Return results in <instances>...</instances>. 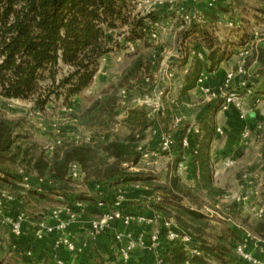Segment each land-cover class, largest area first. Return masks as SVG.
Instances as JSON below:
<instances>
[{"label": "trees", "instance_id": "obj_1", "mask_svg": "<svg viewBox=\"0 0 264 264\" xmlns=\"http://www.w3.org/2000/svg\"><path fill=\"white\" fill-rule=\"evenodd\" d=\"M207 16L209 19L214 15ZM152 20V15H133V0H0L1 97L32 101L40 110L53 100L69 102L92 85L101 60L121 48L114 32L124 35L127 42L145 40ZM232 40L215 38L205 26L194 27L184 36L182 66L185 76L179 90L182 102H190V92L204 73L216 72L230 59V46L247 43L244 39ZM252 60L264 65V49L257 50ZM154 64L138 56L121 77V86L129 88L137 82L151 84ZM258 94L264 95V90ZM257 99L254 97L253 103ZM223 103L221 99L203 106L202 118L197 124V142L188 150L194 187L187 189L180 177L174 175L160 187L161 200L151 205L164 220H174L193 240L192 245L182 242L167 245L162 254L164 264H212V260L217 264H244L235 253V247L244 242L241 231L245 229L237 213L211 216L203 207H188L183 203L184 190L204 192L209 199H220L224 195V191L215 186L211 157L213 143L219 138L216 135L217 115ZM117 107L114 93L96 100L82 119L84 126L106 132L102 140L96 141L94 137L91 143L64 145L51 159L44 153L36 155L30 148H24L20 123L0 114V165L30 167L27 172L37 176L38 186L43 189L42 192L22 189L27 202L39 203L50 194H57L65 199L61 206L80 201L90 207L92 214L100 215L98 205L106 201H100L92 193L101 192L106 184L125 182L126 179L120 177L123 165L135 166L140 162L143 156L140 143L154 124L144 110L129 109L124 123L131 133L125 140H119L109 133ZM189 129L190 125L183 124L176 133L175 146L182 155V142ZM194 147H197L196 152ZM74 163L81 167L85 186L90 190L88 195H70L76 184L69 177L70 166ZM185 195L189 197L188 193ZM213 224H223L226 228L212 233L210 230L216 229ZM252 235L258 239L264 236V219L255 225ZM193 251L199 255L192 254Z\"/></svg>", "mask_w": 264, "mask_h": 264}, {"label": "rangeland", "instance_id": "obj_2", "mask_svg": "<svg viewBox=\"0 0 264 264\" xmlns=\"http://www.w3.org/2000/svg\"><path fill=\"white\" fill-rule=\"evenodd\" d=\"M138 1L141 0H133V15L153 16V20L148 24L146 39L127 42L124 35L120 36L114 32L115 39L120 43L121 48L101 60L92 85L81 95L72 98L69 102H65L64 99L53 100L44 110H40L32 101L7 100L0 95V114L20 123L19 133L23 137L21 143L24 148H30L36 155L44 153L49 159L64 145L91 143L94 137L96 141L103 137L105 131H95L91 127L84 126L82 117L90 106L104 95L114 93L118 99L116 118L109 127V133L119 140H125L131 133L130 128L124 123L128 110H144L148 119L154 124L146 131V138L140 143L143 160L135 166L123 165L120 177L126 179L125 182H113L112 185L104 186L110 194H115L118 188L131 193L137 191L142 194L143 199L135 204L153 203L154 199L161 198L163 191L160 187L165 186L174 174L180 177L182 185L187 189H191L193 185L191 180H187L186 172L181 171V174H178L179 164L188 160L182 158V154L175 158L169 157L171 153L161 150L159 139L161 133H173L171 125L176 115L182 116L185 120L184 124L190 127H194V123H198L202 118L204 98L194 97L188 103L179 99V86L182 85L185 76V67L182 66L185 47L182 41L186 34L194 27L205 26L215 38L222 41L246 40L247 43L244 46H230L231 57L236 50L241 51L240 47H246L250 43L246 63L249 75L247 79L256 83L258 91L264 87V65L252 60L257 50L264 49V0H220V5L213 11L208 10L206 0H152L149 11L143 9L145 13L139 12ZM207 14L214 16L208 19ZM187 17H190L193 22L188 21ZM198 17H202L201 22L198 21ZM227 20H233L236 23L235 28H226ZM154 34L157 35L156 39L151 37ZM138 56H143L146 60L155 63L152 83L145 85L137 82L129 88L121 86V77ZM231 65L228 70L233 67V64ZM234 86L243 96L244 92L235 84ZM123 91H126V94H123ZM162 107H165L164 111L161 110ZM245 109L250 112L247 116V124L251 137L243 146H239L238 143L241 133L237 131L239 117L236 111H230L227 117L223 114L217 115V123L224 130V136L215 140V147L225 151L224 158L232 154L231 149L234 150L233 155L236 161L233 168L224 167V171L214 178L215 186L224 191L223 197L209 199L204 192L196 193L187 190H184L183 194L184 205L203 207V210L211 216V212L237 213L239 223L245 228L241 231L242 236L245 233L252 234L255 225L264 219L260 220L258 217V213L262 211L264 213V98L253 103L247 97ZM226 118L232 122L231 126L226 123ZM175 145L176 143L172 152L175 149L178 150ZM185 156L188 157V155ZM28 168L30 167L0 165V177H5L0 180L1 184L10 193L20 195L23 190H27L24 188L23 180L24 174H27L30 177V189L41 188L36 181L37 176L27 172ZM72 181L76 184L73 185V192L70 195L90 193L82 177ZM135 185H139L140 188L136 189ZM147 191H153L152 193L156 195H148ZM23 193L25 195V192ZM187 193L189 197L185 195ZM98 199L100 200L101 197ZM244 199H246L244 202H240ZM64 200L57 194H50L39 203L26 202V209L28 213L48 215V212L51 214L55 208L60 207ZM128 205L129 203L126 202L125 207ZM213 227L216 229L210 231L216 233L226 228V225L213 224ZM259 238L264 243V236ZM212 264L217 263L212 260Z\"/></svg>", "mask_w": 264, "mask_h": 264}, {"label": "crops", "instance_id": "obj_3", "mask_svg": "<svg viewBox=\"0 0 264 264\" xmlns=\"http://www.w3.org/2000/svg\"><path fill=\"white\" fill-rule=\"evenodd\" d=\"M239 49H241V51L236 50L234 56L224 62L216 72L204 73L202 75V79L206 86L217 91L221 89L226 73L235 69L245 47H240ZM231 64H233V67L228 70V67L232 66ZM248 76L249 75L243 77L238 75L234 84L243 92L245 91L242 87L243 83L246 84L247 88L252 92V95L248 97L249 100H252L254 97L259 99L264 98V95L258 94L259 91L256 90L258 87L256 83H252L247 79ZM179 88H181V85ZM262 90H264V87ZM190 97L192 98L191 100H193L194 97L204 98L203 94L197 87L190 92ZM230 111L234 112L236 110L231 108L223 115L227 117ZM226 123L230 126L232 124L229 118H226ZM247 123L248 122L245 123L239 119V128L237 131L241 133L243 127ZM197 124L198 123H194V127H190V132H188L186 136L190 141V148H192L193 145L195 146V143L197 142ZM218 127L220 126L218 125ZM238 135L240 136V134ZM229 137L231 138L232 135ZM215 144L216 142L214 141L211 157L214 163L216 177L224 171V159L226 158H224L225 151L216 149ZM235 148L236 150L238 149L237 146H235ZM183 151L184 154L182 158L188 161L179 164L178 174H181V171L186 172L187 180H191L190 182L193 184L191 187H194L195 181L192 173L191 156L188 154L190 151L185 149H183ZM230 152H232V154L230 153L229 157H234L233 153L235 151H232L231 149ZM181 154L182 152L178 148V150L175 149L171 152L169 157L175 158L176 156H181ZM185 155H188V157ZM1 179L2 178H0V180ZM152 192L153 191H147V194L155 196L156 194L154 195ZM93 194L101 197L100 200H104L106 203H100L98 205L100 215L92 214L89 211L91 210L90 207L87 204H84V209L78 214L76 221L70 224L65 233L73 243L82 248V251L70 252L65 246L57 245V241L60 236H62L60 233L44 234L41 240L38 239L36 233L39 222L44 221L48 224H54V221L50 218V213L48 215H43V213H40V215L28 213V210L26 209L27 201L24 193L21 192L20 195L10 193V191L0 182V264H126L123 262L119 252L124 243L115 240V234L117 232L143 234L145 235L147 242H149L152 234L156 231H161L160 249L158 252L163 254L165 248L171 242H169L162 229V222L164 221L163 217L160 213L155 212L150 206L155 201H158V198L154 199L152 201L153 203L135 204V202L138 203L143 199L142 194L137 191L134 193L125 191L129 205L127 207L124 206V211L134 217L144 216L148 219V222L139 223L133 221L128 227L117 222L110 225L107 231L103 234L94 237L92 236L91 222L95 219L101 218L104 213L113 209L114 194H110L106 188H101V192ZM64 219H67V216H64ZM12 222H20V236L14 234ZM158 252H150L143 246L138 247L133 252L131 260L127 264H155ZM253 254L264 264V244L261 245V249H253Z\"/></svg>", "mask_w": 264, "mask_h": 264}, {"label": "built area", "instance_id": "obj_4", "mask_svg": "<svg viewBox=\"0 0 264 264\" xmlns=\"http://www.w3.org/2000/svg\"><path fill=\"white\" fill-rule=\"evenodd\" d=\"M152 0H141L137 3V8L139 12L145 13L143 9L149 11L151 7ZM206 5L208 10H214L217 6L220 5V0H206ZM196 19V18H195ZM194 19V20H195ZM187 20L191 23L193 22L190 17H187ZM198 21H202V17H198ZM236 23L233 20L225 21V27L233 29L235 28ZM183 28V26H182ZM152 39H156L157 35L154 34L151 36ZM249 46L250 43L247 44L244 51L242 52L241 58L235 67V69L226 73L224 81L222 83L221 91L216 92L211 87L206 86L205 82L203 81L202 77L199 79L197 83V88L201 91L204 96L205 103H212L214 101H218L223 99L224 103L220 108L219 114H224L229 111L231 108L237 111L238 117L242 122H247V116L250 112L245 109V100L247 97L252 95V92L247 88L246 84L243 83V90H245V94L242 96V93L235 88L234 82L238 75L246 77L248 75L246 70V63H247V56L249 54ZM169 68V67H168ZM126 94V91L122 92ZM246 97V98H245ZM259 99H257L258 101ZM256 101V102H257ZM162 111L165 110V107H162ZM185 120L182 116L176 115L172 120V130L173 133H161L159 134L160 141H161V150L165 153H171L176 143V133L178 132L179 128L184 124ZM190 132V130L188 131ZM175 133V135H174ZM251 131L246 124L241 132L239 146H243V144L247 143L251 137ZM217 137L224 136V130L222 127H218L216 131ZM183 148L185 150H190V141L188 137H186L182 142ZM197 147H194V152H196ZM141 151V149H140ZM236 161L234 157H228L224 160V167L226 169H231L235 166ZM83 176L81 167L78 164H72L70 166L69 177L72 180H78ZM23 180L25 181L24 188L27 190L30 189V177L24 174ZM136 189H139V185H135ZM39 192L42 191V188L37 189ZM158 201L161 200L160 198L157 199ZM246 199L240 202H244ZM127 202V197L125 191L121 188H118L114 194V202H113V209L104 213L101 218L95 219L91 222V229H92V236L96 237L98 235L103 234L107 231L110 225L115 224L117 222L122 223L124 226H130L133 221H137L139 223H146L148 219L144 216H132L127 214L124 211V206ZM84 209V203L80 201H76L74 204H67L60 207L55 208L51 214L50 218L54 221V224H48L44 221L39 222L38 230L36 236L38 239H42L44 234H53V233H60L59 240L57 241V245L65 246L70 252H81L82 248L78 247L75 243H73L68 235H65L67 229L69 228L70 224L76 221L78 214ZM212 216L218 215V213L211 212ZM64 216H67V219H64ZM259 219L264 218L263 211L259 214ZM13 232L15 235H21V224L20 222H12ZM162 229L165 233L169 242L178 243L182 242L186 245H192L193 240L184 234L182 230H180L179 226L171 220H164L162 222ZM160 237L161 231H156L154 234L151 235L150 241L147 242L145 235L143 234H133V233H120L117 232L115 234V240L119 242H123V246L120 249V256L124 263H129L132 257L133 252L138 247H145L150 252H158L160 249ZM244 242L237 245L235 247V253L238 258L248 264H263L260 260H258L254 254L253 249H261V245L264 244L260 239L254 237L250 233H245ZM192 254L199 255L197 251H193ZM155 264H164L162 254L158 252V255L155 259Z\"/></svg>", "mask_w": 264, "mask_h": 264}]
</instances>
